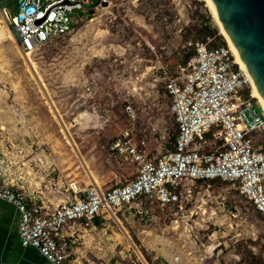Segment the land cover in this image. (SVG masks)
Wrapping results in <instances>:
<instances>
[{
    "label": "rangeland",
    "instance_id": "374dc122",
    "mask_svg": "<svg viewBox=\"0 0 264 264\" xmlns=\"http://www.w3.org/2000/svg\"><path fill=\"white\" fill-rule=\"evenodd\" d=\"M0 8L14 23L15 0H0ZM83 13L69 34L31 56L19 53L0 13V154L26 138L5 130L26 123L41 148L52 144L64 181L83 188L88 170L105 190L135 175V165H120L110 151L125 127L147 157L172 149L176 126L163 78L179 72L195 44H228L205 0H138ZM208 21L220 40L206 35ZM248 90L264 116L250 83ZM253 139L264 151V130ZM0 173L18 176L15 167ZM97 222L65 228L73 264H264V222L229 182L189 184L170 207L140 198Z\"/></svg>",
    "mask_w": 264,
    "mask_h": 264
},
{
    "label": "built area",
    "instance_id": "2783aa9c",
    "mask_svg": "<svg viewBox=\"0 0 264 264\" xmlns=\"http://www.w3.org/2000/svg\"><path fill=\"white\" fill-rule=\"evenodd\" d=\"M135 1L15 0L14 23L6 10L0 8V13L19 53L31 56L69 34L80 20L76 12H84L82 18H86L101 3L121 6ZM211 42L195 44L179 72L163 78L169 114L176 126L172 150L147 157L136 149L129 126L112 142L110 151L135 165L132 180L106 190L92 184L80 189L70 183L71 199L48 208L0 173V202L17 214L20 248L34 250L47 264H73L65 233L70 224L105 219L115 208L140 198L160 208L174 206L187 185L200 181L235 185L264 222V151L253 141V135L264 130V116L257 114L249 92L242 94L249 83L227 46L208 47ZM123 113L129 122L134 121L129 105ZM9 166L0 154V170L9 172Z\"/></svg>",
    "mask_w": 264,
    "mask_h": 264
},
{
    "label": "crops",
    "instance_id": "0c3cea01",
    "mask_svg": "<svg viewBox=\"0 0 264 264\" xmlns=\"http://www.w3.org/2000/svg\"><path fill=\"white\" fill-rule=\"evenodd\" d=\"M5 131L18 133L20 136L23 134L26 137L25 139L21 138L18 144L11 145L10 143L8 147L2 148L1 153L4 159L10 163V168L15 167L18 173V176L12 180L13 185L25 193L34 194L48 208L70 200L71 193L68 190V185L76 183L64 181L65 175L55 154L57 152L52 149V144L47 145V148H41L42 146L35 139V128L27 127L26 123L25 126L21 124L19 128L10 127ZM36 145H39V148ZM117 158L120 165L123 162H128L121 157ZM84 174L94 184H92L93 186H98L97 180L90 171L87 170ZM118 184H122L119 178L114 185ZM77 187L86 188H81L78 185ZM16 226V212L8 204L0 202V263L47 264L34 250L20 248Z\"/></svg>",
    "mask_w": 264,
    "mask_h": 264
},
{
    "label": "water",
    "instance_id": "95a60500",
    "mask_svg": "<svg viewBox=\"0 0 264 264\" xmlns=\"http://www.w3.org/2000/svg\"><path fill=\"white\" fill-rule=\"evenodd\" d=\"M210 2L222 31L237 52L252 85L264 103V0ZM100 5L106 6L105 3ZM89 186L87 184L85 187Z\"/></svg>",
    "mask_w": 264,
    "mask_h": 264
},
{
    "label": "bare ground",
    "instance_id": "6f19581e",
    "mask_svg": "<svg viewBox=\"0 0 264 264\" xmlns=\"http://www.w3.org/2000/svg\"><path fill=\"white\" fill-rule=\"evenodd\" d=\"M205 2H206L207 6L209 7V9H210V11H211V13H212V15H213V18H214V21H215V25H216V27L218 28V31L220 32V35L223 37V39H224V40L226 41V43L228 44L227 48H228L229 52H231L230 54L232 55V57H233V58L235 59V61H236V62H235L234 59H233L234 64L237 63V64L241 67V68H239V67L237 66V67L239 68L240 72H242V74L246 77L247 81L250 83V86L252 87V97L255 98V99L257 100V102L259 103V105H260V107H261V109L263 110V113H264V103H263V101L259 98L258 93L256 92L254 86L252 85V82L250 81L247 72L245 71L243 65L241 64V62H240V60H239V58H238L237 52H235L233 46L231 45V43L229 42L228 38L225 36L224 32L222 31V28H221V26H220V24H219V22H218V20H217L216 14H215V12H214V9H213V7H212V5H211L210 0H205ZM3 23H4V21H3ZM5 25H6V24H5ZM6 27H7V26H6ZM7 28H8V27H7ZM8 32L10 33V36L12 37V34H11L9 28H8ZM12 38H13V37H12ZM27 56H29V55H27ZM235 65H236V64H235ZM241 69H242V70H241ZM249 95H250V94H249ZM87 180L89 181V183H91L90 180H89L88 178H87ZM91 184H93V183H91ZM93 185H94V184H93Z\"/></svg>",
    "mask_w": 264,
    "mask_h": 264
},
{
    "label": "trees",
    "instance_id": "16d2710c",
    "mask_svg": "<svg viewBox=\"0 0 264 264\" xmlns=\"http://www.w3.org/2000/svg\"><path fill=\"white\" fill-rule=\"evenodd\" d=\"M207 24H206V28H205V33H206V35H209L210 37H212L213 39L215 38L216 40H220V37H215V34H216V31L214 30V28L211 26V24H209V21L208 22H206ZM217 46H224V45H222V44H220V45H215V46H213V47H217ZM192 54H193V52H192ZM191 54V55H192ZM186 61H187V58H186ZM185 63V62H184ZM183 63V64H184ZM248 92H249V90L248 89H245L243 92H242V94L244 95V96H246L247 94H248ZM125 118H126V116H125ZM173 143H174V141H173ZM172 148H173V146H172ZM172 150V149H171ZM127 182V181H126ZM125 183V182H124ZM123 183V184H124ZM94 224H97L98 222H97V219H93V221H92Z\"/></svg>",
    "mask_w": 264,
    "mask_h": 264
}]
</instances>
